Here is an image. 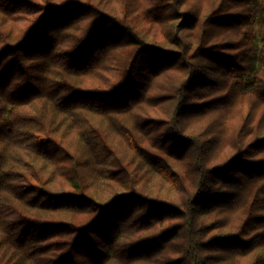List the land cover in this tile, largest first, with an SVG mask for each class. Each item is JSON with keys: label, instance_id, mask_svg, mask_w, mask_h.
I'll return each mask as SVG.
<instances>
[{"label": "trees", "instance_id": "obj_1", "mask_svg": "<svg viewBox=\"0 0 264 264\" xmlns=\"http://www.w3.org/2000/svg\"><path fill=\"white\" fill-rule=\"evenodd\" d=\"M0 264H264V0H0Z\"/></svg>", "mask_w": 264, "mask_h": 264}]
</instances>
